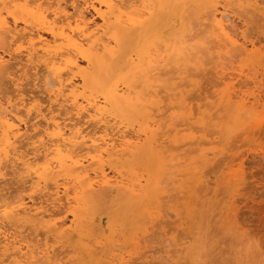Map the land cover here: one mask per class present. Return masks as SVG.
<instances>
[{
    "label": "bare ground",
    "instance_id": "obj_1",
    "mask_svg": "<svg viewBox=\"0 0 264 264\" xmlns=\"http://www.w3.org/2000/svg\"><path fill=\"white\" fill-rule=\"evenodd\" d=\"M67 1L0 0V43H7V50L0 52V82L3 77H6L9 84L12 85L10 88L14 89H10V91H13L12 94L16 93L10 96L8 95L9 90L6 92L0 89V179L2 180L5 177L4 172L8 166L14 168L16 174L18 173L17 176L23 181L21 182L25 185L28 184L26 188L31 193L27 197L29 204L24 200L20 192H18L17 196H11L0 191V236L2 237L1 241H4L3 244L0 241L2 244V246L0 245V256L7 253L5 256L9 259V264H58V258L52 257L53 254L52 256L50 255V252H52L50 250L51 246L49 247L46 241L43 244L40 243L42 246L38 247L36 238V243H34L37 245L34 246L30 244L31 241L25 238L27 234L22 237L16 231L17 228L23 229L25 225H28L32 230L34 228L33 233L37 229H41L43 231L42 234L51 235L54 241L58 239L59 243H63L64 240L61 241V239L66 238L68 232L71 233L72 237L67 238L68 240H72L73 236L76 237L79 249L91 258L99 255L102 256V261L103 257L104 260L105 258L108 259L105 263L101 261L103 264H129L130 261L125 260L121 254L117 255L115 253L116 255H114L112 253L113 247L116 248L117 245L112 244L109 247L106 245V247L102 245V240H97L98 243L102 242V246L97 248L98 246L90 245L91 241L85 240V242L84 239L89 234L93 236L92 233H96L94 232V226L97 225L99 227L100 220H97L99 223L91 224V221L94 223L93 216L96 214H92L95 211L92 212L93 210L90 207L93 208L94 206L95 209L96 204L93 205L94 202L101 201L103 203L104 197L108 198L110 202L116 203L115 206L113 205L109 208L101 206L102 212L110 210V214H107L114 218L113 220V218L107 217V223L117 221L121 215L125 217L124 214L128 208L129 210L133 209L130 212L134 211L138 212V214L149 216L147 220L149 219L150 223L153 221L154 210L158 206L159 199L163 198L159 196L164 194V188L161 186L162 176L158 177L157 172L160 170L159 168L163 171L165 170L162 168L165 167L164 165L161 167L164 161L162 153L167 149L164 152L161 151L160 137L155 134L157 130H153L155 121L150 120V118L154 116V109L158 111V108L154 106L157 104L159 89L170 91V87L172 90V84H169L171 78H166L168 71H165V69L170 63H174L173 65L177 68L176 63L181 61L179 59H184L185 65H187V62H189L188 64L190 62L200 63L203 54L202 46L206 45L208 41L210 44H214L211 47L214 46L212 50H216L218 60L229 58L232 51L238 52L240 56L252 57L255 44L253 42L250 43L251 48L249 49L245 42V32L238 33L234 29V25L232 26L233 21L228 11V3L230 1L226 0L222 1V4L221 0H69L70 12L67 11ZM251 1L248 3L254 5L250 6V8L253 7L252 9L256 10L258 8L255 7L257 6L256 1L253 0V3ZM87 8L94 11L96 17L100 20V24L89 22L85 16ZM198 12L200 16H197ZM175 14L182 16V19H184L185 14L193 16L196 14L197 18L191 16V20L193 19L196 22L195 24L193 23L194 21H189V16L188 18L185 15L186 20H184L186 23L194 24L195 28L190 23L180 24L182 35L177 36L180 38H175V41H170V39L172 40L171 36L168 38L172 44L174 43L173 49H171L173 45L166 46L171 43L167 42V38V41L164 40V36L162 42L164 40L167 43H164L163 47V44L156 48L148 44L137 53H132V48L129 50L130 45L136 39H141V36L145 34L150 33L154 38L157 37L159 33L155 34V32L158 28L162 24L164 26L167 17ZM245 19V22H248V19ZM203 21H205V24ZM173 23L174 21H172V25ZM201 27L204 28L202 29L203 31L200 30V33H197V30ZM159 32L161 31L159 30ZM44 35L49 38L44 37ZM202 39H205L206 42H200ZM18 43L20 45H17ZM154 43L156 44L157 42ZM16 45L17 47L13 48ZM135 45L136 43H134L133 47ZM208 48L211 50L210 47ZM208 48H205V50ZM208 50L206 52H210ZM213 53L215 54L214 50L212 51ZM233 54L235 55V53ZM5 56L8 59L10 58V60L14 59L16 61L18 59L17 65H22L19 66V68L21 67L20 70L16 67V64L14 68L18 71L16 69L11 70L13 66L10 67L8 64L9 60ZM20 57L22 58L20 59ZM22 60H24V63ZM172 60L175 62L179 61L175 63ZM261 60L262 62L260 63H264V60ZM80 63H84L86 67ZM30 65L34 68L33 70L37 69L35 70L36 73L33 74L35 76L33 79L34 86L38 85L35 82H40L39 88L43 89L46 96H48L49 104L58 106L63 104L62 107L64 109L67 106L74 112L75 118H84L86 120V124L92 127L91 130L89 129L90 131L83 129V125L81 126L80 122L76 121L77 119L75 120L76 122L66 123L68 118L64 120L58 114L55 115L51 111L52 108L46 113L48 117L45 118V113L41 111L39 96H32V94L30 97L25 98L21 85L27 73L24 69ZM182 67H184V64ZM187 68L189 67L187 66ZM182 69L178 67L174 72H179ZM222 69L224 70L225 67ZM14 71H21V73L19 72L20 74L18 75ZM39 71L43 72L42 75L39 74ZM182 73L184 74V71ZM37 74H39V77H37ZM232 74L231 77L230 74L226 73L224 75L223 73V78H220L222 83L227 82L228 91L225 90L226 93L224 91V94L219 97L221 104H225L226 114L232 111L230 117L232 116L233 119L241 121V118L255 113L259 107L263 109V113L264 102L255 98L253 100V95L248 97L245 94L243 96L235 93L237 90L229 91V88L235 89L236 87V85L232 84L235 79ZM77 79L80 83H76ZM1 84L0 87L2 86ZM221 108L220 110H222ZM144 111H147L145 118L146 120L149 118L147 121L150 120V122H146V127L144 129L141 127V131L135 129L133 130L134 133L130 134V132L126 133L129 128H121L124 123L120 125L121 127L118 126L122 120H126L125 122L129 120V124L132 122L136 124L138 121L136 122L137 119L132 121L133 117L137 118ZM31 112L38 114L37 117L44 113L42 116L44 119L42 118L43 120L41 121L45 124H43V129L38 128V131L28 135L26 131L22 130V126H27L28 121L26 119ZM237 117L239 119H236ZM229 122L233 124L231 119ZM139 124L137 123V128ZM237 126L239 127V125ZM36 127H33V129L37 130ZM170 149L172 150V147ZM136 163H140L143 168L147 165L148 168L145 170H141L139 167L135 168L138 173H134V164ZM155 163L157 165L160 163L159 167L156 165L159 169L156 168V172L153 171L156 167ZM168 164L170 163L168 162ZM107 165L117 175L113 179L109 178L104 171V166L107 167ZM127 165H130L128 167L130 171L126 167ZM93 166H95L94 169H92ZM130 167L133 168L131 169ZM126 169L131 173L133 172L134 175L127 173ZM138 169L141 173H139ZM123 171L129 177L126 178ZM183 171H186V169ZM236 183L237 181L230 180L228 184L230 187H234ZM165 189L168 190L167 188ZM171 189L173 190V188ZM21 192L23 191L21 190ZM36 194L38 196L33 198ZM45 196L48 197L47 200H42ZM63 198L66 201L63 205L67 206L68 210L66 214L70 213L72 216L71 221H69L70 226L67 225L68 228H64L65 222V224L63 222L57 224L56 220L54 222V208H52V211L47 209L46 204L44 205L45 202L50 200L52 202L51 206L57 207L56 205H62L61 200ZM105 201L108 202L106 199ZM99 202H97L95 210L97 208L100 209ZM89 205L92 206L89 207ZM114 207L117 208L113 211ZM88 210H91V216L87 214ZM132 216L134 218V215ZM123 222L125 223L126 221ZM119 228L116 231H119ZM24 231L23 235L26 232ZM112 231L115 233V229H112ZM112 231L109 234L113 238ZM138 231L144 233L147 229L142 230L140 228L133 231L129 240L133 242L132 245L135 249L140 243ZM110 239H107V242ZM92 240L94 241L95 239L93 238ZM110 241L111 243L115 242L113 239ZM65 242L64 245L66 244ZM64 245L61 244L60 247L63 246L64 249ZM68 251H65V253ZM10 257L12 263H10ZM0 261L2 262L3 260Z\"/></svg>",
    "mask_w": 264,
    "mask_h": 264
},
{
    "label": "rangeland",
    "instance_id": "obj_2",
    "mask_svg": "<svg viewBox=\"0 0 264 264\" xmlns=\"http://www.w3.org/2000/svg\"><path fill=\"white\" fill-rule=\"evenodd\" d=\"M68 1L66 2L67 11L70 12V2ZM222 1L225 0H221V4ZM226 1H230L229 3L231 4L230 5L228 3V11L231 15V20L233 21L232 26L234 25L233 27L238 33L245 32V42L249 49L251 48L249 45L250 43L253 42L255 44V48L253 50L254 53L252 57H247L245 55L240 56L238 52L232 51V53L230 52L229 58L226 57L224 59L218 60V54L216 53L215 49H213L215 51V54H212V48L214 46L211 47V45L214 44H210L209 41L206 42L205 39H202V41L200 42L205 41L206 45L202 46L203 54L200 63L190 62V64H188L189 62H187V65H185L186 62H183L184 59H179L182 61V63L179 60L177 61H179L180 63H176L177 61L175 62L172 60L176 63L177 68H183L181 71H184V74L181 71L174 72V70H177V68H175L176 66L173 65L174 63H170V65L167 67L168 70L165 69V71H168L169 73V75L167 73L166 78L172 79H170L169 84H172V90L173 88L174 90L172 91L170 87V91L161 88L159 89V100L157 99V104L154 106L155 108H158V111L154 109V116H151L152 118H150V120L152 119L153 121H155L154 123L156 126L153 125V130H157L155 134H158V136L160 137L159 142H161L160 144H162L161 151L164 152L167 149L165 151L166 153L164 152L165 154L162 153V159L166 161V163H164V161L163 163L161 162V167L163 165L165 166L162 167L163 169H165V172L161 170V168H159L160 170L158 169L160 163L158 165L156 163L154 164L158 167L153 166L155 167V170L153 171L156 172V168L159 170L157 172V176H162L161 186L164 188V194L162 193L164 196L161 194V196L158 195L160 198H163L159 199L158 206L156 210H154L155 214L153 216V221L150 223L149 219L147 220V217L149 216H144L143 214H138V212L136 213L133 211L134 213H136L134 214L133 212H130L133 209L129 210L128 208L127 211H125L126 213L123 210V212L127 214H124L125 217H122L121 215V217H119L117 221H112L113 223L108 222L109 224H111L109 225L107 223V217H110V210H106L104 212H102L101 210H103L102 207L109 208L113 205L115 206L116 203H112L108 198L104 197L103 203L101 201H95L96 203L94 202L93 204H96V209L97 202H99L101 204H98L100 206V209L97 208V210H95L94 206L92 208L90 207L92 205H89L90 209L93 210L92 212H95L92 213L91 210H88L87 214L90 216L92 214H96L95 216H93L94 223H92L91 221V224H95L96 222H98L97 220H100V224L99 227L97 225L93 227L96 230H94V232L96 233L92 234L93 236H95L93 237L91 234H89L87 237H85L84 241H91L90 245H93L95 247L98 246L97 248L101 247L102 245H107L108 247L112 244L117 245L116 248L113 247L114 252L112 251V253L114 255L121 254L125 258V260L130 261L129 264H264V112L262 113L263 109L259 107L257 108L255 113L243 117L240 119L241 121H238L233 119L232 116L230 117L232 111H229V109H227V111H229L227 112V114H229H226V109L224 107L225 104H221V100L219 98L224 94L225 90L228 91L227 82L222 83L220 80V78H223L222 74L224 73L225 75L227 73L231 76V74L233 73L232 75L235 79L233 80L234 82L232 81V84L236 85V87L235 89L229 88L230 92L237 90V92H235L237 94H245L248 97H251L253 95V100L255 98L256 100L258 99L264 102V63H260L262 62L261 59L264 60V0H254L256 1L257 5L255 7H258L256 10L252 9L253 7L250 8V6L254 5L248 3L250 2V0ZM94 5L97 6L96 3H94ZM85 12L87 13H85V16L90 23L100 24V20L96 17L92 9L87 8ZM199 12L197 16H200L199 14L201 12ZM185 15H187V17H190V22L194 21L193 19L191 20V16L194 17L195 15ZM185 15L184 19L186 17ZM197 16L195 17L197 18ZM179 17L181 18L182 16L175 14L173 16L167 17V21L164 26L162 24L155 32V34L159 33L157 37L154 38L150 33L145 34L141 36V39L143 38V40H141L140 38L136 39V41L138 40L137 42L134 40L135 42L130 45L129 50H131L132 48L133 50L131 52L137 53L140 49H144L148 44L153 45L154 48L158 47L160 44H163V47L165 45L164 43L169 42L170 44V41H175V38H180L177 37L182 35V28H180V24H185L186 19H180ZM245 18L248 19V22H245ZM172 21H174L173 25ZM190 22H187L186 24ZM193 23L196 24L195 21ZM203 23L205 24V21H203ZM193 27L195 28V25ZM203 27L199 28V30H197V33H200V30L204 29L206 26L204 28ZM159 30L161 32H159ZM170 30L171 32H169ZM169 36H171L172 38V40L170 39V41L168 39ZM44 37L49 38L46 35H44ZM163 37L164 40H166L167 38L168 41L166 40L167 42H165L163 40L162 42ZM146 40L149 41L147 42ZM240 41L242 42V40ZM154 42L157 43L155 44ZM134 43H136L135 47H133ZM173 44H167L166 46H171ZM17 45H20V43H18ZM17 45L13 48H16ZM208 47H210L211 50ZM173 48L174 45L173 47L171 46V49ZM205 48H208L210 52H206L208 49L205 50ZM0 49V52H5L7 50V43L1 42ZM233 53H235V55ZM5 58L8 59L7 56H5ZM21 58L22 57H20V59ZM8 60V64L10 65V67L13 66V69L11 68V70L16 69L14 68L15 64L16 67L20 70L21 67L19 68V66L22 65H17L18 59L15 61L14 59L10 60L9 58ZM22 61L24 63V60ZM80 64L82 66H85L84 63ZM181 64H184V67H182ZM223 65H225L224 70L226 71L222 69L224 68ZM170 66H172V68H170ZM187 66L189 68H187ZM26 68L24 70L27 73L24 80L22 81L23 84L21 85V90L24 91L23 94L25 95V98L30 97L32 94V96H39V98H37L40 101V105L42 108L41 111L45 113V116L47 115L46 113H48V111H50L52 108L51 111L55 115L58 114L64 120L68 118L66 120V123L79 121L80 125H83V129L85 128L88 131L92 129L91 126H88V124H86V120L84 118H79L80 120L75 118L74 112L67 106H65V104V109L62 107L63 104L61 106H58L55 104L52 105L50 103V105L48 96H46V93H44L43 89L41 90V88H39L40 82H35L38 85L34 86L33 79L35 78V76L33 74L36 73L35 70L37 69L33 70L34 68L31 67V65L27 66ZM240 71L244 73L242 74V72ZM19 72L21 73V71ZM19 72H17L18 75L20 74ZM172 72H174V74H172ZM42 73V71H39L40 75H42ZM178 73H180V75H178ZM39 74H37V77H39ZM3 78L0 82L2 83L0 89L8 92V90L10 91V89L12 88H10V86L12 85L9 84L6 77ZM253 78L255 79V81ZM78 81L79 80L77 79L76 83H80V81ZM3 90L2 92H4ZM172 92L173 94H171ZM12 93L13 91H10L8 95L13 96L16 94ZM175 95L176 97H174ZM261 98H263V100H261ZM218 107H220L223 111ZM44 113L37 117L38 114L36 115L34 112H31L26 119L28 121V127L22 126V130L26 131V134L30 135L35 133V131H38V128L43 129V124L45 123L41 120L44 119L42 117ZM145 113H147V111L139 114L140 116L137 115V118H134L135 116L133 117L132 121H135L137 119L136 122L138 121V124L141 121L138 128L142 127L144 129L147 125L146 122H150V120L147 121L149 118L146 120L145 116H147V114ZM33 115L36 116L34 117ZM47 117L48 116H46L45 118ZM142 119L144 120L142 121ZM230 119L231 122L233 121L232 123L234 125L229 122ZM236 119L239 118L237 117ZM118 121L121 122V120L119 119ZM125 121L126 120H122L121 124H119L118 126L121 127L120 125L124 123L123 125L127 128H125L124 126H122L121 128H129L126 133L130 132V134H132L134 133L133 130L135 129L139 131L142 130V128H137V123L135 124L134 122L130 121L132 123L129 124V120H127V122ZM127 124H129V127L127 126ZM35 125L38 127H36ZM237 125H239V127ZM132 126L134 127V129ZM33 127H36L37 130L33 129ZM244 128H247V130H245ZM250 128L252 129V131ZM171 147L172 150L170 149ZM168 162L170 164H168ZM129 166L130 165H127L126 167L128 168ZM104 167L106 175L109 178L113 179L116 175L114 171H111L108 165L107 167ZM138 167L139 169L141 168V170H145L148 168L147 165H145V167L143 168V166L141 167L140 163H136L134 164V173H138V171L135 170V168L137 169ZM171 167L173 168L171 169ZM10 168L11 167L8 166L5 169V172L3 171L5 173V177L2 180L0 179V191L3 194L11 196H17V194H19L18 192H20L24 200L29 203L27 197L31 193L26 188L28 187V184H23V181L19 176H17L18 173L16 174V171H14L15 169ZM94 168L95 166L92 167V169ZM130 168L132 169L133 167ZM167 168H169V170H167ZM185 169L186 171H183ZM129 171H127L126 169V172L130 174L131 172ZM167 171L171 172L168 173ZM124 172L125 171H123V174L125 176L126 173ZM133 172L131 173V175H134ZM139 173H141L140 170ZM169 174H171V177L169 176ZM173 174L175 175L173 176ZM127 177L129 176L126 175V178ZM163 180L164 182H162ZM230 180L237 181L234 187L229 186L228 183ZM23 185L25 186L26 190ZM176 185L177 187H175ZM165 188H167L168 190H166ZM171 188H173V190ZM21 190L23 192H21ZM34 196L33 198H36L38 194H36L35 197ZM47 198L48 197L45 196V198H43L42 200H47ZM105 199L108 202H106ZM63 200L65 201V199L63 198L61 200L62 205H56L57 207H52V202H50V200L45 202L44 205L46 204L45 206H47V209L49 210H52V208H54V211L52 210L54 213V222L57 221V224L65 222L66 224H64L66 227L64 226V228H68L67 225L70 226L69 221H71L70 219H72V216L70 213L66 214L68 210L66 208L67 206L63 205L66 203V201L64 202ZM105 202L107 203V205ZM116 208L117 207H114L112 210L114 211L116 210ZM90 212L92 214H90ZM131 214L134 215V218ZM128 218H130L129 221ZM123 221L126 222L124 223ZM142 227L144 229H147V231L144 233H140L138 231V238L141 241L138 239L140 243L135 249V247L132 245L133 242L129 239H131L130 237L133 234V231H136L140 228L144 230ZM100 228L102 231L101 233ZM118 228L120 229V232L116 231L118 230ZM21 229L22 228H17L16 231H18L20 233V236L22 237H25V235L27 234L25 238H27L28 241H31L30 244H33L34 246L37 245L35 244L36 242H38L39 247L41 245L40 243L43 244L46 241L47 245H49V247L51 246L50 250L52 252H50V255L52 256L53 254L52 257L55 256V258H58V264H99L102 261V256L97 255L91 258L84 254L79 249L80 247L78 246V240L76 237L73 236L72 240H68L67 238L71 236V233L69 232L66 238L61 239V241L64 240L63 243H59L60 241L58 242V239H55L57 242L54 241L51 235L42 234L43 231L41 229H37L38 231L36 230L33 233L34 228L32 230V228H30L28 225H25L23 229L26 232L22 229L25 232L24 235L22 234L23 231ZM112 229H115V233H113L114 231H112ZM110 230L113 233V238L111 237V234H109L111 232ZM11 232L13 231L11 230ZM118 234L119 236H121L119 237ZM46 238H48L49 240ZM91 238H94L95 240L93 241ZM109 238L113 239V241H115L116 243H111V239L109 240V242H107V239ZM35 239L37 240L36 242ZM65 239L67 240V242H65ZM1 240L2 237L0 236V241ZM97 240H102V245L100 242L98 243ZM3 242L4 241H1L2 244ZM64 242L66 243L65 245ZM1 243L0 245L2 246ZM61 244L64 245L65 250L63 249V246L60 247ZM67 248L68 250L70 249V251H68ZM54 250L56 251L53 253ZM65 251L68 252L65 253ZM82 254L86 257H84ZM1 255H3L0 256V260H3L2 262L0 261L1 264H9V259H7V256H5L7 255V253ZM107 260L108 259L106 258L104 260L103 257L102 262L105 263L107 262ZM10 261V263H12L11 257Z\"/></svg>",
    "mask_w": 264,
    "mask_h": 264
}]
</instances>
